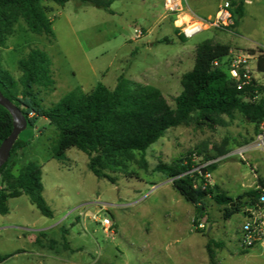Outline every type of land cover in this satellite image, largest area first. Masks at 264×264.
<instances>
[{"label":"rangeland","instance_id":"obj_1","mask_svg":"<svg viewBox=\"0 0 264 264\" xmlns=\"http://www.w3.org/2000/svg\"><path fill=\"white\" fill-rule=\"evenodd\" d=\"M162 1L117 0L107 11L76 0L63 6L47 2L53 38L33 34L18 21L0 48L2 68L16 82L18 60L32 48L46 53L54 85L38 94L44 109L74 89L88 93L98 83L113 89L120 75L157 88L174 108L180 78L192 69L195 50L203 41L229 46L232 58L250 51L257 57L264 51V0H243L245 16L235 29L210 28L184 41L179 31L175 33L176 16L163 10ZM225 1L185 0L180 17L210 18ZM256 57L246 61L244 70L264 90ZM12 92L18 96L19 88ZM256 100H264V91ZM223 120L214 128L191 123L167 130L146 150V166L133 153L109 174L113 184L94 177L86 155L76 149L67 150L63 161L52 159L56 131L43 118L27 123L18 136L26 145L12 172L27 162L42 166V197L52 218L42 216L22 193L8 197V214L0 215V255L24 253L3 264H208L209 254L216 264H264V248L244 251L239 245L245 205L240 203L239 212L224 219V207L207 198L202 216L195 218L194 206L156 171L159 163L183 161L191 166V174L202 169L198 174L203 175L214 163L216 169L205 176L206 182L239 204V196L256 189L257 178L264 181V147L255 145L257 137L264 136V122L248 123L238 113ZM215 148L227 153L204 162L205 156L216 157ZM237 148L245 149L243 158L232 153ZM103 218L109 227L101 224ZM193 220L203 224L197 226L199 233Z\"/></svg>","mask_w":264,"mask_h":264},{"label":"trees","instance_id":"obj_2","mask_svg":"<svg viewBox=\"0 0 264 264\" xmlns=\"http://www.w3.org/2000/svg\"><path fill=\"white\" fill-rule=\"evenodd\" d=\"M69 0H0V48H3L12 35L15 24L22 21L27 30L36 35L53 38L51 20L45 3L52 2L63 6ZM80 5L109 10L117 0H76ZM230 13L235 29L244 17V1L232 0ZM175 33L178 30L175 28ZM182 41L185 39L179 36ZM229 46L212 44L206 40L195 50L194 64L190 71L180 78L181 92L174 99L171 108L161 92L149 85L126 79L120 75L113 89L98 83L90 92L74 89L57 103L44 109L41 107L40 91L52 89V64L42 50L32 48L17 62L20 76L15 82L2 68L0 62V92L19 108L29 125L37 118H43L56 131V139L51 150L52 159L63 161L69 149H76L87 157V168L97 179H105L111 184L109 175L124 162L138 153L142 166H146V150L169 129L194 123L214 128L224 124L223 118L232 119L240 114L248 123L264 122V100H256L262 91L253 80L238 88L223 67L213 63L228 55ZM251 55L255 52L250 51ZM256 71L264 73V51L256 57ZM17 83V84H16ZM19 88L18 96L13 90ZM32 113L33 119L28 115ZM12 131V118L0 106V144ZM19 137L14 142L8 160L0 168V215L8 213L6 201L20 193L28 197L30 203L46 218H52L43 197L42 166L27 162L17 173L12 172L25 147ZM216 157L205 156L204 162L225 155L223 149L215 148ZM216 169L214 163L205 167L203 175L193 174L191 166L183 161L173 164L159 163L156 171L170 179V184L178 194L195 208V218L202 216V204L209 198L218 206L224 207L223 217L228 219L239 212L241 205L256 207L258 197L264 193V181L257 178V187L238 197L239 204L226 196L217 185L207 183L205 176ZM8 194V195H7ZM10 194V195H9ZM243 200V204L241 202ZM195 231L199 225L192 222ZM209 252V246L206 245ZM11 256L0 255V264ZM209 263L212 261L209 254Z\"/></svg>","mask_w":264,"mask_h":264},{"label":"built area","instance_id":"obj_3","mask_svg":"<svg viewBox=\"0 0 264 264\" xmlns=\"http://www.w3.org/2000/svg\"><path fill=\"white\" fill-rule=\"evenodd\" d=\"M185 0H163V10L171 15H175L174 24L179 31V34L184 39H190L196 34L210 29H227L233 26V18L230 13V2L226 0L223 2L215 12L214 16L207 19H194L190 14H185L180 17L183 12V3ZM187 18L186 20H184ZM179 23V24H178ZM137 37L141 35L139 30H134ZM256 55H245L240 57H231L230 52L220 61H215V67H223L226 69L229 77L238 84V88L251 82L249 75L244 70L246 61L250 58H255ZM255 145L259 148L264 147V136L259 135L256 139ZM236 156L243 158L245 153L244 148H237L233 152ZM229 155V154H228ZM226 156L222 157L225 158ZM258 204L256 207L245 206L243 210V221L240 228L241 238L239 245L241 250H250L255 247L264 248V193L258 197ZM101 224L109 227V220L103 218ZM200 228L203 224L199 223Z\"/></svg>","mask_w":264,"mask_h":264},{"label":"water","instance_id":"obj_4","mask_svg":"<svg viewBox=\"0 0 264 264\" xmlns=\"http://www.w3.org/2000/svg\"><path fill=\"white\" fill-rule=\"evenodd\" d=\"M0 106L10 114L12 118V131L10 135L0 144V168L8 160L10 150L18 136L26 129L27 120L22 115L18 107L0 92Z\"/></svg>","mask_w":264,"mask_h":264},{"label":"crops","instance_id":"obj_5","mask_svg":"<svg viewBox=\"0 0 264 264\" xmlns=\"http://www.w3.org/2000/svg\"><path fill=\"white\" fill-rule=\"evenodd\" d=\"M245 6H246V1H244V9H245ZM217 11V8L215 7L214 9H213V13H211V15L212 16H214V14H215V12ZM245 12H246V10H245ZM212 16H210V17H212ZM244 16H245V13H244ZM198 17H206V16H198ZM238 27V26H237ZM260 46H262V48H264V45H260ZM230 52V51H229ZM229 54V53H228ZM246 152V151H245ZM211 185V184H210ZM213 185V184H212ZM8 214V213H7ZM7 214H5V215H7ZM40 232H42V231H39V233ZM22 253H24V251H18V252H15V253H12V254H9V256H11V257H9L7 260H5L3 263H7L10 259V261H13V260H15V259H17V257L19 256V255H21ZM8 256V255H7ZM3 263H1V264H3Z\"/></svg>","mask_w":264,"mask_h":264}]
</instances>
